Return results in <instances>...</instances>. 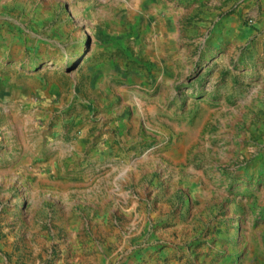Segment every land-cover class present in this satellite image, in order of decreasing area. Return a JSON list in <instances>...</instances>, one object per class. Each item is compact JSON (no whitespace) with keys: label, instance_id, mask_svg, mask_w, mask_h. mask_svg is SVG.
<instances>
[{"label":"rangeland","instance_id":"374dc122","mask_svg":"<svg viewBox=\"0 0 264 264\" xmlns=\"http://www.w3.org/2000/svg\"><path fill=\"white\" fill-rule=\"evenodd\" d=\"M0 264H264V0H0Z\"/></svg>","mask_w":264,"mask_h":264}]
</instances>
